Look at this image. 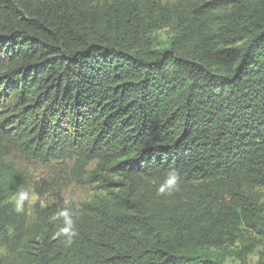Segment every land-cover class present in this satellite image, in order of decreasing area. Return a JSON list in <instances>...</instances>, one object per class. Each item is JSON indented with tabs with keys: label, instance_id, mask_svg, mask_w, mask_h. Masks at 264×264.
<instances>
[{
	"label": "trees",
	"instance_id": "obj_1",
	"mask_svg": "<svg viewBox=\"0 0 264 264\" xmlns=\"http://www.w3.org/2000/svg\"><path fill=\"white\" fill-rule=\"evenodd\" d=\"M165 16L0 0V264H245L264 245V0H191L160 46ZM14 150L86 165L103 195L29 228Z\"/></svg>",
	"mask_w": 264,
	"mask_h": 264
},
{
	"label": "rangeland",
	"instance_id": "obj_2",
	"mask_svg": "<svg viewBox=\"0 0 264 264\" xmlns=\"http://www.w3.org/2000/svg\"><path fill=\"white\" fill-rule=\"evenodd\" d=\"M104 0H90L92 5H99ZM161 11L165 13L163 27L155 33L160 46H166L170 36L174 34L175 12L185 7L191 0H156ZM22 174L27 190L14 198L16 208L26 214L27 225L35 228L39 215L49 209H56L64 215L82 207L83 203L91 202L103 195L97 182L91 179L90 170L84 165L79 167L74 161H53L44 163L26 153L11 151L6 157ZM264 194V187L261 188ZM16 239V240H15ZM15 240V242H13ZM12 235L4 244L6 255H14L20 243ZM225 264H243L240 260L227 257ZM245 264H264V245L260 244L256 251L249 255Z\"/></svg>",
	"mask_w": 264,
	"mask_h": 264
},
{
	"label": "clouds",
	"instance_id": "obj_3",
	"mask_svg": "<svg viewBox=\"0 0 264 264\" xmlns=\"http://www.w3.org/2000/svg\"><path fill=\"white\" fill-rule=\"evenodd\" d=\"M177 183L176 177L174 174H170L169 179L166 181V186L168 187H173L175 186ZM161 191H163V188L161 189Z\"/></svg>",
	"mask_w": 264,
	"mask_h": 264
}]
</instances>
